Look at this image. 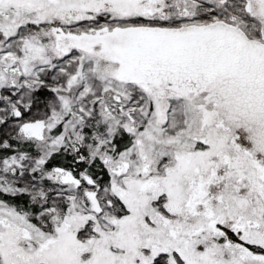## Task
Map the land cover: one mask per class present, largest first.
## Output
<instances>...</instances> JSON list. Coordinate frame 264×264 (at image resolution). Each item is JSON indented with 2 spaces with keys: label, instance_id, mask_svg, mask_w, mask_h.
<instances>
[{
  "label": "snow or ice",
  "instance_id": "1",
  "mask_svg": "<svg viewBox=\"0 0 264 264\" xmlns=\"http://www.w3.org/2000/svg\"><path fill=\"white\" fill-rule=\"evenodd\" d=\"M0 264H264V0H0Z\"/></svg>",
  "mask_w": 264,
  "mask_h": 264
}]
</instances>
